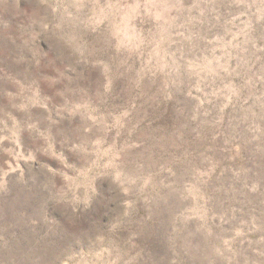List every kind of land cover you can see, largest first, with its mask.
<instances>
[{
  "label": "rangeland",
  "instance_id": "rangeland-1",
  "mask_svg": "<svg viewBox=\"0 0 264 264\" xmlns=\"http://www.w3.org/2000/svg\"><path fill=\"white\" fill-rule=\"evenodd\" d=\"M0 264H264V0H0Z\"/></svg>",
  "mask_w": 264,
  "mask_h": 264
}]
</instances>
